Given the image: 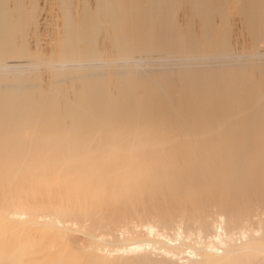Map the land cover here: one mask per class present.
Here are the masks:
<instances>
[{"label":"bare ground","instance_id":"bare-ground-1","mask_svg":"<svg viewBox=\"0 0 264 264\" xmlns=\"http://www.w3.org/2000/svg\"><path fill=\"white\" fill-rule=\"evenodd\" d=\"M56 1L48 60L25 42L35 7L0 0V218L13 222L0 231L27 230L46 204L56 223H38L29 264H264V0H234L246 51L227 0ZM58 172L66 211L60 192H11L22 174L27 188ZM81 203L105 221L91 212L84 238L61 220L82 222ZM2 239L0 264L13 254Z\"/></svg>","mask_w":264,"mask_h":264},{"label":"rangeland","instance_id":"rangeland-1","mask_svg":"<svg viewBox=\"0 0 264 264\" xmlns=\"http://www.w3.org/2000/svg\"><path fill=\"white\" fill-rule=\"evenodd\" d=\"M29 1H33L32 3L31 2H29ZM54 1H56V0H54ZM53 0H22V3H23V5L24 6H26L25 4L26 3H28V8H30L31 6H34L35 7V9H36V16H35V25H34V28H33V33L29 36V37H27L28 39H26L25 40V42L27 43V46L30 48V51L32 52V53H36L37 51H39V52H37L38 53V55L39 56H41V54H42V56L41 57H43L45 54V56H44V58L45 59H48V60H51V59H53L54 58V56H55V50H54V46H53V42H54V40H52V38L53 39H55L56 37H57V35L55 34V33H57L59 36L61 35V33H62V29H61V18H60V14H59V10H57L58 8H56V4H54V3H57V1L56 2H54ZM81 1H83V0H80V2ZM90 5L93 3V0H86ZM91 1V2H90ZM54 2V3H53ZM235 2H234V0H230V3H229V0H227V3L225 4V10H224V12H225V17H226V22H227V26L228 27H230L229 29H230V40L232 41V44H233V42H235V41H237L236 42V44H233V47H234V49L235 50H237V51H243L244 49V51H246V50H251L252 48H251V43L249 42V40H250V38L249 37H246L248 34H247V31L245 30V26H244V24H243V21H242V19H240L241 17H239L240 15L238 14V12L236 11V9H235ZM58 6V5H57ZM229 7V8H228ZM25 8H27V7H25ZM235 10H234V9ZM233 10L236 12L235 14H234V12H233ZM38 12V13H37ZM58 14V15H57ZM180 14V16H179V19H180V23L181 22H183L184 24H185V22L187 21V20H185L186 18L185 17H182L181 15L182 14H184V13H182L181 14V12L179 13ZM38 15V16H37ZM57 15V16H56ZM185 15V14H184ZM183 15V16H184ZM234 15V16H233ZM59 17V18H58ZM182 18H184V19H182ZM227 18H228V20H227ZM230 18V19H229ZM38 19V20H37ZM184 20V21H182V20ZM234 19V20H233ZM59 21V22H58ZM218 22V23H217ZM220 21H216V23L218 24V27L220 28L221 27V25H220V23H219ZM182 23V24H183ZM242 24H243V26H242ZM37 25V26H36ZM235 25V26H234ZM37 27V28H36ZM232 27V28H231ZM57 28V29H56ZM60 28V29H59ZM244 29V30H243ZM55 30H58V31H55ZM60 30V31H59ZM239 30V31H238ZM246 32V33H244V32ZM231 33H232V35H231ZM34 34H35V36H36V34H37V37H35L34 36ZM55 35V36H54ZM246 35V36H245ZM54 36V37H53ZM231 36L233 37V39L231 38ZM33 38H35V39H33ZM37 38V39H36ZM240 38H241V40H240ZM236 39V40H235ZM240 40V41H239ZM262 40V39H261ZM261 40H259V42H258V47H259V49H261V47H262V49L264 48V38H263V40L261 41ZM245 42H246V44H247V46L245 45ZM52 43V44H51ZM261 43H263V44H261ZM51 44V45H50ZM239 46H238V45ZM261 44V45H260ZM240 45H242V47L241 48H237V47H240ZM250 48H249V47ZM245 47V48H244ZM248 47V48H247ZM38 49H40L41 50V52H40V50H38ZM243 49V50H242ZM261 49V50H262ZM44 53V54H43ZM18 59V60H17ZM16 60V61H15ZM7 61H9L8 63H16V62H18V63H22V62H25L26 61V57L25 56H21V57H17V58H15V57H10ZM22 61V62H21ZM235 69V70H234ZM233 70V71H232ZM232 70H230V72L232 73V74H234V75H236L237 76V74H238V76H240V74H241V71L238 69V68H233ZM237 70H239V71H237ZM253 73V74H252ZM252 73H250L251 75H256L253 71H252ZM44 77H45V75H44ZM256 77V81H257V83H256V85H257V90L258 89H260V87H262V85L260 84V78L258 77V74L255 76ZM258 83H259V85H258ZM59 173H60V175L62 174V172H58L56 175H55V177L53 178V180L51 179V180H49L47 183L46 182H43V181H41V180H39V179H34V180H31L30 182H29V188L27 187V188H24V186L22 185V182L21 181H23L22 180V178H24V174H22L23 176H22V178L20 177V180H19V182H17V183H15L12 187H11V192H13V193H15V192H17V190H18V192L17 193H19V191L20 192H25V194L28 196V197H35L36 198V196L38 197V198H40V196H43V194L41 193L42 191H44V192H46L47 190H48V192H49V189H50V192L47 194V192H46V194H47V196H46V194H45V196L46 197H51V199H53L56 195L55 194H57L58 192H60V193H58L57 194V197L58 198H54V200L53 201H57V203L60 205V207L61 208H63L64 209V211H66V209L68 210V208H69V203L67 202L68 201V199H67V197H65L64 195H61V190H58L57 191V189L55 188L56 186H54V184H56L55 182H56V180H58V178L56 177L57 175H59ZM60 175L58 176V177H60ZM38 181V183H37V181ZM35 181V182H34ZM50 182V183H49ZM54 182V183H53ZM33 184V185H32ZM38 184V185H37ZM41 185V186H40ZM47 187H50V188H47ZM52 187H53V189H56V191H52L53 192V195L51 196V190H52ZM13 188V189H12ZM14 188H17V190L16 189H14ZM45 188H46V190H45ZM26 192H28V194L26 193ZM40 192V193H39ZM43 192V193H44ZM38 193V194H37ZM51 193V194H50ZM55 195V196H54ZM64 196V197H63ZM59 200V201H58ZM61 202V203H60ZM18 205H17V204ZM19 201L17 200L16 202H14L13 204H12V207L11 208H13V206L14 207H16V206H23V203H20L21 205H19ZM83 203H81V205H79V207H80V209H82V215L84 216V218L82 219V222L81 221H77V220H73V218L72 217H69L68 215V217L66 216V215H64L65 217H63L62 216V218H64V219H62L61 218V220L62 221H64V225L65 226H67V227H69V234L68 235H74L75 237L77 236V237H79V238H84V232L82 231L83 229H84V227H81V226H84V224L86 225V224H88V222H90L93 218H95V220L98 222V223H96V225L98 226V227H101V226H104V222L105 221H103V220H101L99 217L101 216V214L104 212V211H102V207H97L98 209H99V212H98V210H95V209H97L96 207H94V212L93 211H91L92 213H94V215L93 214H90L91 212H89V210L91 209V205H89V204H86V205H82ZM46 204H43V205H40L41 207H40V210H42L43 208V211H40L39 210V212L41 213H35L36 215H34V214H30V213H26L25 214V216L23 215V217H24V219H26L27 220V222H29V223H26L25 224V226H27L28 225V229L27 230H29L28 232H27V230H24V231H26V232H24V231H20L19 233H16V232H14V231H11V232H9V234H7L6 233V231L5 232H3V231H0V237H1V239L2 238H4L5 237V239L7 240V239H9V243H11L10 245L11 246H13V247H11V249L9 248L8 249V251H6V253H8L9 252V254H10V257H11V254H12V258L9 260V262L7 261V262H4V264H12V260H14V264L15 263H17V264H29V262L27 261L28 260V258H29V256H26V254L28 253V251L26 250V246L27 245H31V244H33L34 245V243L38 240V238L40 239L41 237H42V233H43V231L41 232L40 230H38V228H39V224L38 223H41V221L42 222H50V221H54V223H56V219H55V215H53V214H51V215H49V213H45V212H48L47 211V208H46V206H45ZM67 205V206H66ZM163 206H164V204H162ZM45 206V207H44ZM63 206V207H62ZM89 206V207H88ZM3 206H0V209L2 208ZM108 207H110L109 205H108ZM46 208V209H45ZM83 208H84V210H83ZM90 208V209H89ZM106 208H107V206H106ZM105 208V209H106ZM5 209H7V208H5ZM108 209V208H107ZM88 211V212H87ZM255 212V211H254ZM253 212V213H254ZM100 213V214H99ZM140 212H136V213H134V214H132V216H136V215H138ZM30 214V215H29ZM39 214V215H38ZM46 214H48L49 216H50V218L48 217V215H46ZM88 214V215H87ZM141 214V213H140ZM38 215V216H37ZM91 215H93V218L91 217ZM121 215H124V213H121ZM31 216V217H30ZM90 216V217H89ZM251 216H253L254 218L255 217H257V211L254 213V214H252ZM250 216V217H251ZM1 217V216H0ZM67 217V218H66ZM137 218H142V214H141V216L139 215V217L138 216H136ZM253 217H251V218H253ZM31 218V219H30ZM34 218H36V219H34ZM66 218V219H65ZM90 218V219H89ZM145 218H147V219H149L150 217H145ZM254 218L253 219H250L249 221H252V220H254ZM53 219V220H52ZM256 219V218H255ZM2 220V221H1ZM34 220V221H33ZM89 220V221H88ZM85 221V222H84ZM2 222V224H0V226L1 225H3L2 227H4V228H8V227H10V225L11 226H13V222H10V221H7L6 222V220L4 219V218H0V223ZM81 222V223H80ZM4 223H5V225H4ZM12 223V224H11ZM35 223V225L37 226H35V225H33ZM83 223V224H82ZM67 224V225H66ZM32 226V227H31ZM37 228V230H36V228ZM35 228V229H34ZM83 228V229H82ZM34 229V230H33ZM8 232V231H7ZM71 232V233H70ZM93 233H94V235L95 236H98V235H96V234H101L100 233V230L99 229H96V230H93L92 231ZM28 233V234H27ZM39 233V235H37ZM118 233V232H117ZM7 234V235H6ZM20 234H22V235H20ZM27 235H29V237L27 236ZM25 236H27V237H25ZM40 236V237H39ZM45 236H47L46 235V233H43V237H45ZM9 237V238H8ZM32 237H34V238H32ZM22 238H27V239H22ZM30 238H32V239H30ZM0 239V241L1 242H3V239L1 240ZM5 239H4V241H5ZM22 241H21V240ZM30 239V240H29ZM15 240V241H14ZM24 240V241H23ZM35 240V242L33 243V241ZM13 242H14V244H13ZM26 242V243H25ZM28 242V243H27ZM13 244V245H12ZM15 244H17V245H15ZM27 244V245H26ZM22 245V246H21ZM14 246H15V248H14ZM17 246V247H16ZM25 246V247H24ZM18 247H20V248H18ZM17 248V249H16ZM22 248V249H21ZM24 248H25V250H24ZM21 249V251H20V255L21 256H23V257H21L20 255H19V250ZM11 251H12V253H11ZM25 251V252H24ZM26 253V254H25ZM186 253V250H183V254H185ZM16 254V255H15ZM20 257H19V256ZM27 255H29V254H27ZM186 255V254H185ZM16 256H18V258H16V259H13V257L15 258ZM28 257L27 259H26V257ZM21 258H23L22 260L24 261H20V263H19V260ZM26 259V260H25ZM25 261H26V263H25ZM32 264H35V263H32ZM36 264H43V261H38Z\"/></svg>","mask_w":264,"mask_h":264}]
</instances>
